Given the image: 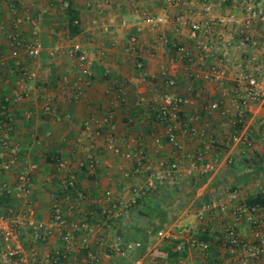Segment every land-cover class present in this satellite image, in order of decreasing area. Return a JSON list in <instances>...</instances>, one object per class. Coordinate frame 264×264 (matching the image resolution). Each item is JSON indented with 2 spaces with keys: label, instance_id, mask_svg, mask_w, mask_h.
I'll return each instance as SVG.
<instances>
[{
  "label": "crops",
  "instance_id": "obj_1",
  "mask_svg": "<svg viewBox=\"0 0 264 264\" xmlns=\"http://www.w3.org/2000/svg\"><path fill=\"white\" fill-rule=\"evenodd\" d=\"M9 1L40 13L35 34L43 49L38 57L29 58L21 50L10 53L5 39L13 16ZM63 1L75 11V27L68 25ZM245 1L0 0V111L10 114L0 133L17 149L13 158L0 144V212L21 220L14 242L40 256L62 249L50 206L60 178L72 176L84 196L74 199L69 192L57 199L62 216L72 224L73 244L66 258L54 264H263L264 255L248 257L238 247L229 248L223 232L233 204L229 191L235 189L242 199L264 191V105L254 99L238 104L235 99L242 75L257 72L255 64L264 62V19L257 18L247 29L254 44L239 43L245 32ZM252 2L264 14V0ZM203 3L210 4L208 13ZM147 15L163 18L149 25L142 20ZM22 33H29L27 24ZM72 42L86 50L92 71L79 94L71 86L79 75L76 59L61 51L47 53ZM174 43L182 44L191 59L178 60ZM14 61L37 71L36 79L24 81L32 86L26 95L14 94ZM215 64L222 74L203 77ZM161 68L175 80L173 89L182 97L173 140L151 109L158 99ZM138 70L142 78H136ZM115 95L120 101L112 105ZM84 120L89 132L83 129ZM108 139L131 156L125 159L109 151ZM137 154L143 162L134 171ZM56 155L83 164L58 169ZM173 160L178 161L176 171L155 177L160 161ZM25 169L30 182L27 193L20 195L14 182ZM105 190L126 203L111 216L101 211ZM143 195L164 210L160 221L161 213L153 210L152 202L142 201ZM211 201L216 207L209 206ZM30 218L42 223L39 231ZM81 221L86 224L81 226ZM237 229L250 237L249 220L243 219ZM170 234L186 243L183 250L171 249ZM190 236L208 240L209 249L188 244ZM83 238L86 246L79 247ZM118 238L136 240L140 246L115 252L111 242ZM87 249L93 261L86 260Z\"/></svg>",
  "mask_w": 264,
  "mask_h": 264
},
{
  "label": "built area",
  "instance_id": "obj_2",
  "mask_svg": "<svg viewBox=\"0 0 264 264\" xmlns=\"http://www.w3.org/2000/svg\"><path fill=\"white\" fill-rule=\"evenodd\" d=\"M63 6L66 5V1H63ZM8 8L12 11L11 25L8 31L5 33L6 42L11 48L10 53L12 55L16 54L18 50H21L27 57L35 58L38 57L43 49L42 44L38 37L36 36V25L39 17L38 11H30L26 8H20L19 5H16L14 2H7ZM202 8L205 13L210 11V4L203 3ZM161 15H147L142 18V20L149 24L154 25L162 20ZM264 19V14H260L255 8L252 0H246L244 5V16L242 18V25L245 29L243 35L241 36L239 43L249 42L254 44L255 39L249 35L247 32L248 27L257 19ZM75 22V20H73ZM26 24L29 28V33L24 35L22 33L23 26L26 27ZM191 29L195 30L197 28L195 23H192ZM175 56L178 60H190L191 57L187 53L185 47L182 44L174 43ZM200 46L204 47L205 42H202ZM57 51H61L70 57H74L79 65V75L76 79L72 81V91L73 94H79L82 91V87L88 86L91 81L92 71L90 68V57L86 50L78 42H72L63 47H52L47 53L52 55ZM261 51L264 52V46L261 47ZM14 65L18 70V91L14 94L17 96H22L28 94L31 84H27L25 81L26 78H30L32 81L37 77V71L33 68H29L26 64H20L17 61H14ZM136 66L139 68L140 63H137ZM255 69L257 72L247 73L242 75L243 83L237 87V96L236 101L238 104L244 103L248 99L259 100L261 104L264 105V62L263 65L255 64ZM223 72L222 67L219 64H215L206 71L203 72V77H219ZM142 78L143 75L140 70L136 78ZM159 79H160V89L157 93V102L152 105L151 109L153 113L158 117L164 127L165 134L173 140L174 131H173V121L178 117L179 105L182 101V97L174 91L173 85L175 80L167 75L166 69L161 68L159 70ZM119 93L122 91L121 85H116ZM235 99L233 102H235ZM120 99H117L116 95L110 98V103L115 105L119 102ZM45 109H50L49 105L45 104L43 106ZM0 130H3L2 124L10 118L8 112L0 111ZM108 116L103 115L102 120L107 122ZM192 117H190L191 119ZM5 120V121H4ZM189 132L193 131L192 126L187 127ZM83 129L86 132H89L88 121H83ZM0 144L2 148L8 149L13 158L16 157L17 149L14 145H11L8 141V138L3 133H0ZM106 148L114 154H118L123 158H129L131 152L129 150L123 149L120 146L116 145L112 139H108L106 142ZM89 160V159H88ZM54 165L58 169L62 168H71L72 165L79 167L83 162H72L66 158L56 155L53 157ZM142 157L140 154L136 155V166L134 171L138 170L139 166L142 164ZM89 166H92L91 160L87 163ZM158 170L154 171L155 177L161 179L164 177L165 173L170 171H176L178 169V161L173 160L169 162H159ZM29 174L28 171L21 170L16 175L15 179V188L17 189L20 195L27 193L29 187ZM59 194H55L51 206H50V216L52 220L60 227V236L62 240V249H55L51 254H44L40 256L38 252L34 249L26 250L19 243L13 241V237L17 231L18 225L21 223L19 217L8 216L7 214L0 212V264H54L57 261L64 260L68 255L70 246L73 244V227L72 224L62 216L61 207L59 204L58 198L67 197V193L70 192L74 199H80L84 196L83 191L79 188L73 177H61L59 183ZM146 188L141 189V193L146 192ZM230 199H233V204L231 205L230 215L225 217L223 221V232L225 235V242L229 248L238 247L242 253H245L244 256H257L264 255V203L261 205L247 204L245 201L238 197V194L235 189L229 191ZM104 198L106 200V207L102 208V212L106 216L114 215L118 208L125 206L126 203L119 199L112 198L110 196V191H104ZM210 207H216V202L211 201ZM28 210V209H27ZM203 215L200 210L197 213L198 218ZM247 219L250 222L251 235L249 238L243 237L238 229V224L243 220ZM30 224L34 230H40L42 223L38 220H32L30 218ZM81 226H84L86 223L81 221L79 223ZM157 235H161L162 231L157 230ZM170 239L174 241V249L176 251H181L185 248L186 243L183 240L176 239L174 235H168ZM78 244L79 247L86 246L84 242ZM185 243V244H184ZM187 243L190 245L197 244L198 247L204 251L208 250L210 247V242L208 240H198L195 237H189ZM140 243L136 240L125 241L122 239H115L111 242V247L115 252L122 253L124 250L129 248L139 247ZM85 258L87 261H93L95 259L92 252L87 249L85 253Z\"/></svg>",
  "mask_w": 264,
  "mask_h": 264
},
{
  "label": "trees",
  "instance_id": "obj_3",
  "mask_svg": "<svg viewBox=\"0 0 264 264\" xmlns=\"http://www.w3.org/2000/svg\"><path fill=\"white\" fill-rule=\"evenodd\" d=\"M63 12H64V15L67 17L68 25L71 26V27H75L76 24L73 21L75 19V11H74V9L68 3H66V5L64 6V11ZM55 194H59V192H56ZM145 198H146L145 195H143V196H141L140 199L142 201H145V202L147 201L148 203H146V204H149L150 202H152L153 210L161 213L159 215V221H160L162 219V216L164 215V210L161 207H159V205H157V202L155 200H153V201H152V199L149 200V197L146 198V199ZM243 200L247 204L261 205V204L264 203V191L263 190H258L253 195L248 196V197L244 198ZM147 208L148 207H145V205L143 206V209L146 210V211H147ZM158 222L157 223H152L153 229H156L159 226ZM170 247H171V249L174 252H176V250L174 249V241L172 239H170ZM263 264H264V261H263Z\"/></svg>",
  "mask_w": 264,
  "mask_h": 264
}]
</instances>
